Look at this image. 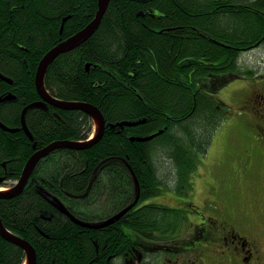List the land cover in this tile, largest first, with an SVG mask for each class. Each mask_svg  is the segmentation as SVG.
I'll return each instance as SVG.
<instances>
[{"label":"trees","instance_id":"16d2710c","mask_svg":"<svg viewBox=\"0 0 264 264\" xmlns=\"http://www.w3.org/2000/svg\"><path fill=\"white\" fill-rule=\"evenodd\" d=\"M98 1L0 0V98L15 96L0 101V120L16 129L0 126V178L6 179L0 187L20 179L37 149L91 137L94 120L77 109L28 107L32 137L21 122L24 108L41 100L40 61L94 19ZM261 45L264 0H111L96 32L60 54L45 75L55 98L98 106L105 133L89 148H62L40 160L20 194L0 198L4 225L33 244L37 264H124L134 235L175 234L185 212L153 199L193 188L195 170L226 120L217 93L252 78L253 69L240 61ZM138 120L144 122L112 126ZM160 130L147 141L132 138ZM160 148L171 170L157 165ZM138 192L136 206L104 227L76 223L59 205L81 222L100 224ZM26 257L0 234V264H24Z\"/></svg>","mask_w":264,"mask_h":264},{"label":"rangeland","instance_id":"374dc122","mask_svg":"<svg viewBox=\"0 0 264 264\" xmlns=\"http://www.w3.org/2000/svg\"><path fill=\"white\" fill-rule=\"evenodd\" d=\"M240 62L253 69V76L233 80L217 93V98L227 104L231 113L225 115L226 120L216 131L205 159L199 162V168L195 170L193 188L189 193L185 188L179 193L164 191L162 195L153 199L160 204L180 207L185 212L179 230L183 231L184 235L176 237L180 240V245L183 244L182 247L175 248V234L169 232L154 231L143 238L134 235L138 244L145 245L155 243L156 237H162L164 242L159 243L161 249L154 245V250L159 251L158 264H184L187 260L194 259L201 249L204 250L201 257L209 264L208 257L218 254L222 235L215 245H211V251L210 248L207 249L208 242L201 238L196 244L197 251L183 253L187 246L185 240L193 231H197L199 222L204 221L200 218V211L204 210L205 219H208V216L213 218L219 232H222V225L229 230L232 227L238 228L239 226L232 223L234 219L241 226L250 223L253 218L258 220L261 214L264 216V210L257 209V203L264 199V165L256 166L248 173L252 150L246 152V148L248 142L254 140L251 133H255L256 126H252V116L244 108L247 94L253 91V88L264 84V77L261 76L264 74V46L247 51ZM164 150L156 154V163L160 168L163 166L170 168L172 164L164 155ZM14 183L16 182L9 181L1 189H8ZM257 226L263 227L264 222L254 228Z\"/></svg>","mask_w":264,"mask_h":264},{"label":"flooded vegetation","instance_id":"af4514ba","mask_svg":"<svg viewBox=\"0 0 264 264\" xmlns=\"http://www.w3.org/2000/svg\"><path fill=\"white\" fill-rule=\"evenodd\" d=\"M261 76L264 77V74ZM245 100L244 108H246L247 113H250L252 116V126H256L254 128L255 133H251L254 140H250L246 148V152L252 150L248 167V173H250L256 165H264V84L253 88V91L251 90V92L247 94ZM224 105L226 106L224 115H229L231 110L228 108L227 104L224 103ZM246 123L248 125V121ZM190 190L186 189L188 193ZM176 208L182 210L180 207ZM260 208L264 210V199L260 201V203H257L258 211ZM204 213V210L200 211V218L204 219V221L199 222L197 231H193V233L189 235V238L185 240L187 246L184 248L183 253H185V251L190 252L191 250H194V252L197 251L198 245L196 244L201 238H204L208 242L207 249L210 248L211 251V245H215L222 235L218 254H216L217 256L213 255L208 257L209 264H264V226H257L254 228L257 224L264 222L263 214L258 216V220L253 218L250 223L241 226L234 219L232 223L239 226L238 228L232 227L229 230L226 226L222 225V232H219V228L213 218L211 216L209 218L208 216V219H205L206 216ZM175 230V248L179 249L183 244L180 245V240L176 237H182L184 232L179 231L180 226ZM160 242H164L160 236L156 237L155 243H148L147 245L138 244V242L134 240V244L129 247L131 248V252H134V255L132 256L130 254L131 252L129 253L127 251L125 253L126 256L124 255V264H158L160 262L158 260L159 251L154 250V245L161 249L159 245ZM204 247L206 248V246ZM203 252L204 250H199L194 259L187 260L184 264H206L201 257Z\"/></svg>","mask_w":264,"mask_h":264},{"label":"water","instance_id":"95a60500","mask_svg":"<svg viewBox=\"0 0 264 264\" xmlns=\"http://www.w3.org/2000/svg\"><path fill=\"white\" fill-rule=\"evenodd\" d=\"M110 2H111V0H99L98 1L99 8H98V11L96 12L94 19L87 26H85L83 29H81L77 33L73 34L72 36H70L66 40L62 41L58 45L54 46L52 49H50L45 54V56L42 58V60L40 61L39 65H38V69H37V73H36V87H37V91L41 97V100L25 107L23 110V114H22V128L25 130V132L30 137H32V134H31L29 127L27 126L26 120H25V113H26L28 107H30V106L45 107L46 104H52L56 107L63 108V109L83 110L84 112L88 113L94 119L95 123L97 124V132H96L95 136L89 140H86V141H70V140L54 141L53 143L49 144L48 146L42 148L40 151L35 153L31 157V159L28 161L27 165L24 168V171L22 173V176H21L19 182L16 185L12 186L11 189H7L5 191L0 190V198H11L15 195L20 194L24 190L26 184L29 181L30 176L32 175V173H33L35 167L37 166V164L39 163V161L42 158L46 157L48 154H51L52 152H54L58 149H62V148H70V149H77V150L89 148L102 139V137L105 133V130H106L107 122H106V118L103 115L101 109L98 106L91 104V103L69 102V101H63V100L55 98L54 96H52L49 93V91L45 87V75H46V72H47L49 66L54 62V60L60 54L69 52V51L75 49L76 47L80 46L82 43L86 42L96 32V30L99 28V26L102 22V19L105 15V12H106ZM14 98H15L14 95H7V96L0 98V101L10 100V99H14ZM143 122H144V120L122 121V122H119V123L114 124L112 126H116V125L119 127L135 126V125L141 124ZM0 126H2L3 128H5L7 130L14 131V129H9L6 125H4L1 120H0ZM163 131L164 130H160V131H158L152 135H149V136H135L132 138L135 140H138V141H147V140H150L153 137L161 134ZM134 176H135L136 183L139 184V180H138L135 173H134ZM93 180H92V182H93ZM0 181H2L1 178H0ZM90 188H91V185L88 189V192H89ZM88 192L86 194H88ZM79 197H82V196H79ZM139 197H140V193L138 192L136 199L134 200V202L130 206H128L127 208H124L119 213L115 214L114 216L110 217L109 219H107L106 221H104L100 224H87V223L81 222L80 220L71 216V214L68 212V210L65 209V207L63 206L62 203H59V205L61 206L62 211L67 213L71 217V219L76 223H79V224L85 225V226H89V227H104V226H107V225L113 223L115 220L120 219L122 216H124L134 205L137 204ZM0 234L6 240L18 245L19 247H21L25 250L26 256H27L26 264H37V253H36V250H35L33 244L30 241L18 236L17 234L13 233L12 231H10L4 225L1 217H0Z\"/></svg>","mask_w":264,"mask_h":264},{"label":"bare ground","instance_id":"6f19581e","mask_svg":"<svg viewBox=\"0 0 264 264\" xmlns=\"http://www.w3.org/2000/svg\"><path fill=\"white\" fill-rule=\"evenodd\" d=\"M68 38H69V37H68ZM61 42H62V41H61ZM59 43H60V42H59ZM252 49H253V48H252ZM37 69H38V68H37ZM46 73H47V72H46ZM37 102H38V101H37ZM69 102H81V101H69ZM86 103H90V102H86ZM91 104H92V103H91ZM51 105H52V104H51ZM58 108H59V107H58ZM77 110H78V109H77ZM81 111H83V110H81ZM22 114H23V113H22ZM2 123H3V122H2ZM21 124H22V122H21ZM21 126H22V125H21ZM7 127H8V126H7ZM8 128H9V127H8ZM4 129H5V128H4ZM9 129H13V128H9ZM15 130H16V129H14V131H15ZM52 143H53V142H52ZM47 146H48V145H47ZM44 147H46V146H44ZM44 147H43V148H44ZM41 149H42V148L37 149V150L35 151V153H37V152L40 151ZM35 153H34V154H35ZM34 154H33V155H34ZM33 155H32V156H33ZM48 155H50V154H48ZM48 155H47V156H48ZM32 156H31V157H32ZM47 156H46V157H47ZM31 157H30V159H31ZM30 159H29V160H30ZM29 160H28V161H29ZM27 163H28V162H27ZM27 163H26V165H27ZM26 165H25V166H26ZM24 168H25V167H24ZM23 171H24V170H23ZM21 176H22V175H21ZM20 178H21V177H20ZM1 179H2V181H3V180L5 179V177H4V178L2 177ZM5 180H6V179H5ZM19 180H20V179H18L17 181H12V182H16V183H14L12 186L16 185V184L19 182ZM0 182H1V181H0ZM4 191H5V190H4ZM130 205H131V204H129L128 206H130ZM128 206H126L125 208H127ZM135 206H136V205H134L132 208H134ZM132 208H131V209H132ZM123 209H124V208H123ZM131 209H130V210H131ZM130 210H129V211H130ZM66 214H67V213H66ZM67 215H68V214H67ZM2 237H3V236H2ZM3 238H4V237H3ZM125 256H126V255H125Z\"/></svg>","mask_w":264,"mask_h":264}]
</instances>
